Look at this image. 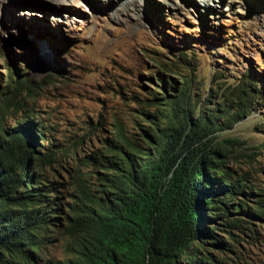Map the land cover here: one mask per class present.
Wrapping results in <instances>:
<instances>
[{
	"label": "rangeland",
	"instance_id": "rangeland-1",
	"mask_svg": "<svg viewBox=\"0 0 264 264\" xmlns=\"http://www.w3.org/2000/svg\"><path fill=\"white\" fill-rule=\"evenodd\" d=\"M177 57L186 60L174 69L192 79L193 119L245 74L264 86V0H0V92L10 95L6 85L17 78L33 85L21 95L23 106H10L5 127L23 123L27 113L36 122L42 134L35 131V149L54 153L39 172L57 182L59 216L71 201L75 168L87 169L85 160L112 142L117 121L133 132L141 110H154L147 103L158 71ZM261 96L247 117L213 134L227 150L226 171L243 183L228 201L247 203L229 213L241 217L239 227L222 230L229 228L220 217L210 226L221 230L192 244L216 264H264V211L254 209H264ZM46 234L30 250L35 264L65 255L59 228ZM16 264L31 263L21 256Z\"/></svg>",
	"mask_w": 264,
	"mask_h": 264
},
{
	"label": "trees",
	"instance_id": "trees-1",
	"mask_svg": "<svg viewBox=\"0 0 264 264\" xmlns=\"http://www.w3.org/2000/svg\"><path fill=\"white\" fill-rule=\"evenodd\" d=\"M184 60L177 57L158 71L157 90L147 103L154 110H141L133 132L117 121L112 142L92 162L85 160L91 166L75 168L62 216L57 182L39 172L54 153L41 155L43 145L35 149L36 132L42 134L36 122L27 113L18 126L7 129L4 123L10 106H23L21 95L33 85L27 77L6 85L10 95L0 92V264H16L21 256L35 264L30 250L53 226L65 237V255L41 264H216L192 244L213 237L219 228L210 224L220 217L229 228L222 230L239 227L241 217L229 213L247 203L228 201L243 183L226 171L227 150L213 134L247 117L264 86L257 85L258 76L245 74L193 119L192 79L174 69Z\"/></svg>",
	"mask_w": 264,
	"mask_h": 264
},
{
	"label": "bare ground",
	"instance_id": "bare-ground-1",
	"mask_svg": "<svg viewBox=\"0 0 264 264\" xmlns=\"http://www.w3.org/2000/svg\"><path fill=\"white\" fill-rule=\"evenodd\" d=\"M199 1H203V3L205 2V3H210V0H199Z\"/></svg>",
	"mask_w": 264,
	"mask_h": 264
}]
</instances>
